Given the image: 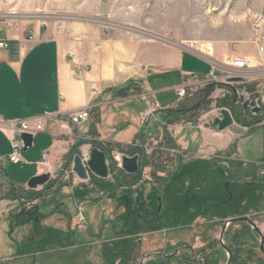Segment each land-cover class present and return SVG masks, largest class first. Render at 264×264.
I'll use <instances>...</instances> for the list:
<instances>
[{"label":"crops","instance_id":"crops-1","mask_svg":"<svg viewBox=\"0 0 264 264\" xmlns=\"http://www.w3.org/2000/svg\"><path fill=\"white\" fill-rule=\"evenodd\" d=\"M37 11L28 0H0V40L9 43L7 48L0 49V115L3 118L0 122V193L28 189L32 177L51 173L50 182L35 190L40 195L25 203L26 211L38 216L43 215L38 205L41 197L56 191L67 193L79 187L89 188L90 183H82L73 172V152L77 146L83 156L100 145H140L139 140L145 139L148 133L160 136L157 128L166 126L162 111L177 107L180 88L195 84L194 95L200 93L211 71L219 75L225 70L235 72L245 76V84H256L259 72H264V52L250 41L236 49L224 42H196L193 52L160 40L107 37L93 23L49 21L35 17L33 13ZM237 59L247 60L248 68H234L232 63ZM123 89H129L126 95L120 94ZM230 94L234 95L232 88L225 85L213 89L211 96L217 101ZM145 96L161 106L149 119ZM83 110L89 111V118L79 124L72 123L71 116ZM34 119L42 122L44 131L34 135L32 148L23 150L21 162L14 164L9 160L11 139L19 136L8 122ZM198 120L195 124L182 121L167 127L188 165L197 166L195 174L203 176L211 173V165L217 169V179L231 180V185L236 182V186L247 182L243 190L249 191L256 180L254 175L243 177L248 175L244 167L250 160L240 158L237 134L227 129L215 130L203 117ZM261 124L259 128L233 125L255 132L264 129V120ZM94 125L97 136L90 134ZM186 130L191 133V141L184 133ZM233 146L235 151L229 153ZM44 155L45 164H42ZM258 162L264 165L262 160ZM100 193L106 196L111 192ZM18 202L23 200L0 199V223L4 212L14 210ZM78 208V214L84 217L81 207ZM168 216L165 222L172 221ZM77 222L76 216V228ZM43 224L49 228L47 220ZM114 236L113 240L116 232ZM137 250L136 246L134 253ZM50 251L44 249L45 253ZM133 258L135 262L141 256L133 254ZM122 262L118 260L117 264Z\"/></svg>","mask_w":264,"mask_h":264},{"label":"rangeland","instance_id":"rangeland-1","mask_svg":"<svg viewBox=\"0 0 264 264\" xmlns=\"http://www.w3.org/2000/svg\"><path fill=\"white\" fill-rule=\"evenodd\" d=\"M28 1L38 9L36 13H33L35 17L62 23L74 20L93 23L97 28L102 29L107 37L111 38L137 37L146 40H160L184 47L190 41L224 42L234 49L250 41L260 48L264 47V0ZM258 75L256 87L259 92L264 93L262 88L264 87V72H259ZM228 86H238V82L232 80ZM259 86L261 89L258 88ZM209 87L205 85L203 91L178 103L176 108L198 102L201 100L199 98L203 100ZM222 87L224 86H214V89ZM230 96L232 95L230 94ZM169 97H172V94ZM209 99L214 101L210 111L213 110L215 113L203 112L200 117H203L204 121H208L212 126L214 118L220 116L221 108L216 107V99H213L211 95ZM235 110L238 114L236 124H242L241 121H243L250 122L253 128L262 126L264 114L255 117L251 111H245L239 104L236 105ZM240 128L242 127L232 125L227 129V132L233 131L237 134V145L241 148L240 158L250 160L244 162V168L248 175L244 174L243 177L249 178L254 175L256 182L255 186L248 188L249 191L243 190L247 182L236 186V182L231 185V180L211 179L210 176H204V178L206 177L207 181H212L213 186L210 185V182L201 186L200 180L191 181L188 177L185 180V185H181L183 183L181 178H185L188 174H195L197 166L193 167L192 164H190L191 167H186L181 171L178 184L173 182V185H169L170 180L181 170V165H188V163L178 149L166 146L164 128H157L160 136L155 137L153 133H148L149 135L144 141H141L144 143L141 146L144 149V155L151 156L155 152V157L151 158V162L154 163L153 167L144 164V155L141 153L140 172L133 175L135 176L133 178L122 179L121 182L125 186L119 187L118 190L103 196L100 191H105L97 185V189H95V184L89 178L88 181H82V183H90L89 188L79 187L75 191L69 190L67 193L56 191L41 197L38 205L43 211L42 216H38L32 211H26L25 203L35 200L33 194L19 197V201L23 200V202L16 203L13 207L14 210L4 212L0 223L2 225L0 229V264H117L118 260L113 258L110 253L118 251L117 249H124L129 243L131 238L127 239L123 235V231L127 227L137 237L138 250L134 254L139 257L144 251L152 250L156 245L166 242L170 236V234L168 235L169 225L165 220L168 215L171 217L172 213L178 215L181 212V209L172 205L175 197L171 192L175 194L178 191L181 192L183 186L188 189V192L177 196L178 206L186 200L188 202L191 197L201 199L200 202L204 205L205 209L203 208L199 214H195V220L206 225L208 224L206 220L212 219V222H218V219H215L217 217L222 218L223 216V219L226 220L248 214L264 233V165L258 162L260 160L264 162V129L248 132ZM167 129V134L172 137L171 129ZM184 133L191 141V133L188 130ZM178 134L181 135L179 131ZM160 152L163 153L160 154ZM115 153L122 154L117 151ZM115 153L109 154L110 170L113 166L115 169V173H110L109 181H114V176H117L118 172L113 157ZM244 163L240 164L244 165ZM212 168L210 165V170L214 169ZM153 172L156 174L154 175ZM196 172L199 171L196 169ZM207 181L204 183L206 184ZM118 182L114 181V184L118 185ZM198 188L199 190L208 189V191L203 196H199ZM26 190L30 191V189ZM216 190L219 191L223 200L228 202L232 199L233 194L236 195V199L221 205L223 215L212 209L219 205V202L211 200L212 198L216 199ZM245 192L247 193L246 198ZM11 193L1 192L0 199H11L8 198L9 195H12ZM157 196L162 198L166 213L160 221L154 224L144 223L141 216L150 221L155 218ZM243 201L263 213L256 215L243 205ZM78 206L81 207L85 220L81 227L77 226L78 228H76L75 219L79 211ZM52 211H56V213L51 215ZM217 214L218 216H216ZM46 220L48 229L43 226ZM54 221L56 223L51 225ZM115 229L119 234L118 238H114L116 241L113 240ZM231 229L232 232L238 231L241 229V224L236 223ZM216 233L215 228L205 241L214 238ZM201 235L206 237L205 234ZM117 244L120 246L117 247ZM197 245L202 246V242ZM258 245L253 247L249 242L241 241L240 254L243 257L240 264H249L252 261L250 253L258 255L260 252ZM44 249L51 251L45 253ZM122 263L128 264L125 261ZM134 263L137 264L138 261Z\"/></svg>","mask_w":264,"mask_h":264},{"label":"flooded vegetation","instance_id":"flooded-vegetation-1","mask_svg":"<svg viewBox=\"0 0 264 264\" xmlns=\"http://www.w3.org/2000/svg\"><path fill=\"white\" fill-rule=\"evenodd\" d=\"M264 112L262 113V115ZM261 116V115H260ZM186 167H191L187 164L181 165V170L175 174V177L170 180L169 185H173L175 182L181 178H179V175L182 170H184ZM217 169L210 171L211 173L205 174L204 176H210L211 179L217 178L216 174ZM198 175V176H197ZM178 176V177H177ZM203 175H199L198 173L186 176L185 178H181L183 183L181 185H185V180L188 177L189 180H200L201 186L207 185L210 181L206 180V177L204 178ZM204 181H207L205 184ZM174 182V183H173ZM213 182H210V185ZM255 183V182H254ZM254 183H251L253 186ZM175 184V185H176ZM209 185V186H210ZM214 184H212L213 186ZM183 190L181 192L178 191V193L171 192L172 196L175 197L174 201H172V205L177 209H181V212L177 214H171L172 221L167 222L168 224V239L166 242H163L161 244L156 245L152 250H146L141 255V258L138 260L137 264H240V261L242 260L243 255L240 254V246L241 241L244 240V242H249L251 246L255 247L258 245V248L260 252L258 255L250 253V257L252 261L249 264H264V252H262L261 247L262 244H264V233L261 229V227L254 221V219L248 215V214H242L240 216H236L233 218H228L226 220L222 218H215L218 219V222H212L211 220H206L208 224H202L200 221L195 220V214H199L203 208L204 205L200 202L201 199H198L196 197H191V199L187 202H181L182 205L179 204L177 196H182L186 192H188V189H185L184 186L182 187ZM179 190V189H178ZM199 190V188H198ZM213 190V189H210ZM208 191L207 190H199V196H203L204 193ZM213 192V191H211ZM219 191L216 190V199L212 198L211 200L213 202H219V205L216 207H212V209L219 213L220 215H223V208L221 210V205L228 204L233 199H236V195L233 194L232 199L230 201L223 200L222 196L218 193ZM247 195H245L246 198ZM221 197V198H220ZM157 198H161L160 196H157ZM162 200V198H161ZM247 201V200H245ZM243 201V205L246 206L250 211H253L256 215L258 213L257 210L254 209V207L249 206L247 202ZM209 202V201H208ZM200 203V204H199ZM235 203H237L235 201ZM163 205V201H162ZM158 202L157 207L155 210V218L150 220L145 219L141 215V219L144 223H156L160 221L162 216L166 213V208H164L159 215H157L158 210ZM213 206V205H212ZM205 209V208H204ZM209 210V209H207ZM183 214V220L176 221L175 219L179 216H182ZM177 216V217H176ZM200 216V215H199ZM213 216V215H212ZM218 216V214L216 215ZM176 217V218H175ZM247 217L249 220L260 230L261 233H259L249 222H234L228 226V228L224 231L225 223L229 219L234 218H243ZM211 221V222H210ZM216 221V220H215ZM177 222V223H176ZM210 223V224H209ZM241 224V229L235 232H232L231 227L236 224ZM212 224V225H211ZM217 230V235L214 236V238L210 239L209 241H205L206 238H208L209 234H212L214 229ZM210 231V232H209ZM116 232V238H118L119 234ZM201 234H205L206 237H203ZM123 235L127 237V239L131 238L129 240V243L127 246L120 250V251H111V255L116 260H121L125 262H133L134 263V250L136 248L137 244V237L136 235L127 227L123 231ZM202 238H198V237ZM184 237V238H182ZM194 239V240H193ZM196 239H202V246L197 245ZM243 239V240H242ZM223 241V243H222ZM227 246L228 250L225 248ZM140 246V245H139ZM226 256V258H225ZM256 257V258H255ZM250 259V260H251ZM135 264V263H134Z\"/></svg>","mask_w":264,"mask_h":264},{"label":"water","instance_id":"water-1","mask_svg":"<svg viewBox=\"0 0 264 264\" xmlns=\"http://www.w3.org/2000/svg\"><path fill=\"white\" fill-rule=\"evenodd\" d=\"M235 81H241L236 79ZM236 91V90H235ZM237 95V94H236ZM235 104H237V96L235 99ZM243 109L245 111H251L253 115H261L264 110V97L260 92H255L249 100L243 104ZM238 120V115L235 111L228 108H222L220 110V116L217 117L213 122V128L218 131H223L231 127ZM20 138L24 142L23 150L26 152L28 149L33 146L34 135L29 133H22ZM89 159L86 163L83 162L81 154L74 156L73 160V172L78 176L81 181H87L91 175L106 180L110 177V164H109V154L104 150L93 147L89 152ZM122 169L128 175H137L140 172V156H128L124 155L122 157ZM51 180V173H43L32 177L27 187L30 190H37L39 187H42L48 184ZM158 210L157 215L163 210L162 200L158 199ZM249 222L259 233L260 230L256 227L247 217L243 218H234L229 219L224 226V231L228 226L234 222ZM223 243V241H222ZM225 246V245H224ZM225 248L228 250L227 246ZM262 252H264V244L261 247Z\"/></svg>","mask_w":264,"mask_h":264},{"label":"built area","instance_id":"built-area-1","mask_svg":"<svg viewBox=\"0 0 264 264\" xmlns=\"http://www.w3.org/2000/svg\"><path fill=\"white\" fill-rule=\"evenodd\" d=\"M8 46H9V43L7 41L0 40V49H5ZM185 48L194 52L196 50V42H193V41L188 42V44ZM260 51L264 52V47H261ZM232 65L236 69L245 70L248 68V61L245 59H237L232 63ZM232 75H235V76H232ZM238 75L239 74L232 72V71H228V70H225L220 75L216 71H211L209 74V79H207V80H205V82H203V86L205 87V85H208V86H212V87H214V86L220 87V86L229 85L232 80L240 79L241 81H237L238 86H234V87L232 86L231 88H232V91L234 93V95H233L234 100L236 99V96H237V104L243 106V104L247 100H249L253 94L249 93L245 88H241V86L245 84L244 83L245 76H241V75L238 76ZM194 87H195V84L184 86V87L180 88L177 92L178 103H182L187 98H189L190 96L197 93V91L195 90ZM257 92H259V91H257ZM144 100L146 101V104L148 106L147 111H146V117L149 119L158 110L161 109V106L157 101H151L150 98H148V96H145ZM263 112H264V110H263ZM262 113H261V115H262ZM89 116H90L89 111L83 110V111L74 113L70 119H71L72 123L79 124L80 122L88 119ZM254 116L257 117L260 115H254ZM0 122H3V118L1 115H0ZM8 125L10 128H12V130H15V133L19 136V138L13 136L11 139V141H12V153L9 156V160H10V162H12L14 164H19L21 162V155H22L23 148H24V142L20 138L21 134L22 133H29V134L35 135L38 132L44 131V125L42 124V122L40 120H37V119L8 122ZM124 155L125 154H118V153L113 154L114 162H115L118 170H123L122 169V157ZM89 156H90L89 153L82 156L84 163H86V161H88ZM45 159H46V155H44V160L42 161V164H45ZM77 219H78L77 226L81 227V225L84 223L85 219L82 216V214H78Z\"/></svg>","mask_w":264,"mask_h":264},{"label":"trees","instance_id":"trees-1","mask_svg":"<svg viewBox=\"0 0 264 264\" xmlns=\"http://www.w3.org/2000/svg\"><path fill=\"white\" fill-rule=\"evenodd\" d=\"M241 88H245L249 93L254 94L255 92H257V87L256 84H244L241 86ZM214 87H212V89L210 91H208V93H206L205 98L202 100V98H199L201 100H199L198 102H194L191 105H185L179 108H173V109H168L165 111H162V118L163 121L165 122L166 126H164V143L166 144L167 147H171V148H175L177 149V146L175 145V143L173 142V139L171 137H169V135L167 134V127L168 125H173L182 121H185L187 123H197L198 118L200 117L201 113L203 112H208L211 109L212 104L214 103L213 100H210L209 97L212 94ZM129 89H123L121 90V95H126ZM230 95H226L223 99H219L216 101V107L218 108H228L230 110H233L236 112L235 108H236V104H235V100H234V96L233 94ZM194 96V95H193ZM238 115V114H237ZM242 125L244 126H250L251 123H247V122H243L241 121ZM90 134L92 136H97V129L96 126L94 125L92 127V129L90 130ZM144 141V139H140L139 141ZM142 144H144L143 142L140 143V145H129V146H122V145H116V146H98L99 148L101 147V149H103L105 152H107L108 154L114 152V151H118L122 154L128 155V156H134V155H139L142 157V154L144 155V149L141 147L143 146ZM236 146H233L230 150L229 153H231L232 151H235ZM142 153V154H141ZM163 152H160V154ZM80 154V151L78 149V146L75 148L73 155H77ZM144 164L148 167H153V164L151 162V158L155 157V152L154 154H152L151 156L148 155H144ZM160 157V156H158ZM160 159V158H159ZM153 161H155L153 159ZM156 164V163H155ZM160 166V164H159ZM155 167V166H154ZM117 176H114V181H119L118 185L114 184V181L109 179L103 180L100 179L98 177H96L95 175H91V180L92 182L97 185L99 188L101 186L102 190L105 192H113L114 190H118L119 187L125 186L122 184L121 180L122 179H129V178H133L135 176L133 175H128L127 173H125L123 170H117ZM155 171V170H154ZM115 173V169L114 166L111 168L110 173ZM153 174L155 175L156 172H153ZM112 181V182H111ZM128 184V183H126ZM16 191H18V193H16ZM20 192V193H19ZM12 195L8 196V198L11 199H18L19 197H23L24 195L33 194V197L36 198L40 195V193L36 192L35 190H30L27 191L25 188L22 189H14L12 190ZM183 216V214H182Z\"/></svg>","mask_w":264,"mask_h":264}]
</instances>
